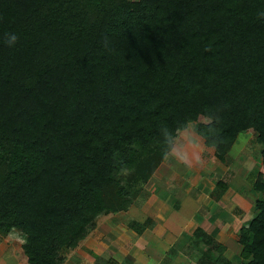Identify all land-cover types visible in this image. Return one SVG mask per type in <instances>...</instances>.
<instances>
[{
    "label": "trees",
    "instance_id": "obj_1",
    "mask_svg": "<svg viewBox=\"0 0 264 264\" xmlns=\"http://www.w3.org/2000/svg\"><path fill=\"white\" fill-rule=\"evenodd\" d=\"M191 122L224 163L253 130L264 165V0H0V233L24 235L30 264L128 210ZM193 236L201 264L232 263ZM240 242L264 264V198Z\"/></svg>",
    "mask_w": 264,
    "mask_h": 264
},
{
    "label": "rangeland",
    "instance_id": "obj_2",
    "mask_svg": "<svg viewBox=\"0 0 264 264\" xmlns=\"http://www.w3.org/2000/svg\"><path fill=\"white\" fill-rule=\"evenodd\" d=\"M197 127L189 123L173 149L154 160L156 170L128 210L101 214L77 247L62 251L61 264H201L207 245L195 244L198 227L214 232L231 264L243 262L242 228L264 198L254 188L264 172L262 145L253 130L241 133L224 163ZM134 220L154 225L139 233L129 225ZM24 242L17 229L0 233V264H30Z\"/></svg>",
    "mask_w": 264,
    "mask_h": 264
},
{
    "label": "clouds",
    "instance_id": "obj_3",
    "mask_svg": "<svg viewBox=\"0 0 264 264\" xmlns=\"http://www.w3.org/2000/svg\"><path fill=\"white\" fill-rule=\"evenodd\" d=\"M7 36H8V44L11 46V45H14L16 42H17V40H18V35L16 34V33H14V32H9L8 34H7ZM165 136H166V138H167V140L170 142V140H171V136L166 132L165 133ZM183 162L185 163V164H188L189 163V160H188V157L187 156H185L184 158H183Z\"/></svg>",
    "mask_w": 264,
    "mask_h": 264
}]
</instances>
